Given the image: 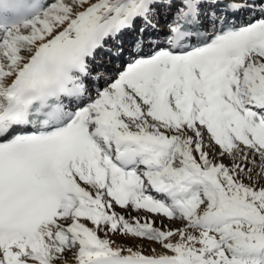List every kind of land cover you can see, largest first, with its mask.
<instances>
[{"label": "snow or ice", "instance_id": "snow-or-ice-1", "mask_svg": "<svg viewBox=\"0 0 264 264\" xmlns=\"http://www.w3.org/2000/svg\"><path fill=\"white\" fill-rule=\"evenodd\" d=\"M0 264H264V0H0Z\"/></svg>", "mask_w": 264, "mask_h": 264}, {"label": "bare ground", "instance_id": "bare-ground-1", "mask_svg": "<svg viewBox=\"0 0 264 264\" xmlns=\"http://www.w3.org/2000/svg\"><path fill=\"white\" fill-rule=\"evenodd\" d=\"M227 162V161H226ZM136 213H132V215H135ZM157 221L159 222V220L161 219L160 217H156ZM164 224L165 225H168V226H171V227H177V226H180L179 223L177 222L176 224H171L168 220H164ZM117 245H120V246H125V247H129V246H136V245H142L145 253L147 254L148 250L150 248H156L157 251H160V248L158 245L156 244H152L150 242H147V241H134V240H128L127 238H124L122 236H119V235H112L111 237Z\"/></svg>", "mask_w": 264, "mask_h": 264}]
</instances>
